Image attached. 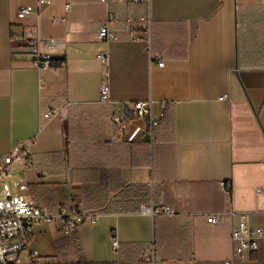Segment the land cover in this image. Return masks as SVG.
<instances>
[{
    "label": "crops",
    "instance_id": "crops-1",
    "mask_svg": "<svg viewBox=\"0 0 264 264\" xmlns=\"http://www.w3.org/2000/svg\"><path fill=\"white\" fill-rule=\"evenodd\" d=\"M36 2L0 0V157L21 142L30 150L7 183L14 191L20 181L26 201L52 211L99 216L71 236L56 222L35 224L14 264H136L149 252L155 264H264L263 245L233 259L237 217L227 214L264 226V0ZM26 6L35 12L18 18ZM102 23L116 40H98ZM28 29L64 41L51 67L36 69L21 41L10 42ZM103 51L108 68L96 58ZM105 73L111 102L99 103ZM138 101L151 102L158 125L137 117ZM123 107L119 133L111 114ZM215 212L223 221L208 223Z\"/></svg>",
    "mask_w": 264,
    "mask_h": 264
},
{
    "label": "built area",
    "instance_id": "built-area-1",
    "mask_svg": "<svg viewBox=\"0 0 264 264\" xmlns=\"http://www.w3.org/2000/svg\"><path fill=\"white\" fill-rule=\"evenodd\" d=\"M133 2H144L148 0H132ZM107 4L108 0H99ZM51 0H37L36 6L48 5ZM66 11L70 10V4H66ZM34 8L23 7L17 13L18 18H24L30 13H34ZM97 38L100 41L116 40L118 36L108 30L107 23H102L97 31ZM128 39L139 41L140 38L133 33L128 35ZM10 42L21 41L22 54L36 69H45L52 66V50H62L65 43L59 39H41L34 30H26L23 34L9 33ZM96 58L105 68L109 66V56L107 51L98 52ZM154 62L158 67L163 66L161 55H155ZM41 81V79H40ZM225 95L220 100L225 99ZM98 102L110 103V90L107 73H105L101 84L98 87ZM133 112L140 118H146L148 127L151 129L158 125V121L152 118L151 102L138 101L131 105ZM57 115L56 110L48 111L46 116L52 118ZM127 122V111L125 107L121 111L111 114V124L117 132L121 133ZM30 157L29 142H21L15 147V153H10L0 157V187L5 198L0 199V264H14L15 257L26 248L30 241L32 230L35 224L42 221L56 222L59 231L64 236H71L78 226L84 222L94 224L98 213L86 212L76 206H57L55 210H50L47 206L37 205L32 201H26L21 192L26 189V185L18 180H14L15 190L11 191L7 183L15 171L14 165L18 162H25ZM261 190V189H258ZM264 191V188L262 189ZM142 212L153 215L152 208H144ZM162 212L166 215H173L169 207H164ZM231 217H237V224L232 228L231 241L233 244V259L241 258L246 252H256L263 245L264 247V226H249L244 213L230 211ZM225 213L215 212L206 217L208 223L217 224L223 221ZM111 246L114 251L118 249V241L115 233H112ZM118 264V263H108ZM136 264H155L152 252L144 254ZM224 264H233L232 260H226Z\"/></svg>",
    "mask_w": 264,
    "mask_h": 264
},
{
    "label": "trees",
    "instance_id": "trees-1",
    "mask_svg": "<svg viewBox=\"0 0 264 264\" xmlns=\"http://www.w3.org/2000/svg\"><path fill=\"white\" fill-rule=\"evenodd\" d=\"M52 62H53V61H52ZM25 162L28 163V162H29V159H27ZM85 206H86L88 209L96 210V208H99V207H101L102 205H101V204H98V203H86ZM129 206H131V205H124L125 208H128Z\"/></svg>",
    "mask_w": 264,
    "mask_h": 264
},
{
    "label": "rangeland",
    "instance_id": "rangeland-1",
    "mask_svg": "<svg viewBox=\"0 0 264 264\" xmlns=\"http://www.w3.org/2000/svg\"><path fill=\"white\" fill-rule=\"evenodd\" d=\"M2 179L0 178V181ZM5 198V195H4V192L2 191L1 187H0V199H4Z\"/></svg>",
    "mask_w": 264,
    "mask_h": 264
}]
</instances>
